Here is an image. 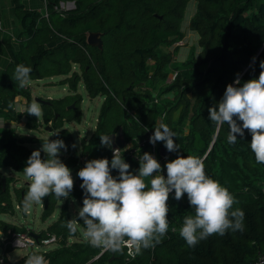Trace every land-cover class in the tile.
<instances>
[{
  "label": "trees",
  "instance_id": "obj_1",
  "mask_svg": "<svg viewBox=\"0 0 264 264\" xmlns=\"http://www.w3.org/2000/svg\"><path fill=\"white\" fill-rule=\"evenodd\" d=\"M21 1L13 0L25 40L17 50L10 40L4 41L11 62L4 73L6 82L0 84V115L18 122L25 117L26 129L40 130L36 117L13 110L12 102L17 96L27 100L26 107L32 102L29 87H19L14 78L17 65L32 69L30 81L66 77L60 83L72 93L81 84L90 100L103 98L95 129L87 142L82 140V154L110 162L112 147L122 148L164 123L175 133L179 149L168 152L163 142H157V151L172 154L174 158L177 155L202 158L206 175L234 196L237 203L233 209L240 208L245 213L243 232L229 230L222 237L213 235L190 249L180 237L179 229L184 216L194 215V210L186 194L176 201L174 193H170L167 234L153 249L143 250L127 263L125 251L113 254L93 248L85 241L69 243L76 233L71 234L66 227L71 216L64 206L47 229L62 241L58 240L57 247L47 253L40 252L44 253L47 264H251L255 261L264 252V164L255 161L247 130L243 137L237 136L235 144H229L227 124L217 129L208 119V109L218 104L226 86L237 78L241 84L258 78L260 63L264 61V0H195L196 12L189 26L199 36L201 52L195 57L192 50L187 61L181 63L186 76L177 68L172 69L178 71V76L171 84H166V79L174 52L168 49L182 39L180 25L191 0H67L74 3V8L60 12L56 8L62 0H45V14L24 11ZM89 33H102V50L86 43ZM170 37L176 38L169 41ZM159 84L164 85L163 90ZM169 93L173 94L172 98L166 97ZM47 102L41 104L42 124L51 122L53 131L58 130L51 140L62 138L68 154L67 158H59L69 169L76 167L79 159L74 141L63 125L81 122L82 97L75 94ZM72 104L74 107L69 108ZM175 113H178L176 120ZM184 129L188 131L186 134ZM100 137L112 138L111 146H102ZM44 142L16 134L14 130L0 129V171L9 168L24 174L28 157L34 150H40L28 145L42 146ZM41 157L46 158L43 152ZM123 159L135 174L139 165ZM111 174L117 177L118 171L112 170ZM2 178L5 177L0 172V215L12 212L9 182L6 178L3 190ZM81 183V180L74 182L69 196L82 207ZM24 195L21 190L16 191L20 209ZM57 202L53 195L43 199L40 216L43 222L52 216ZM80 226L83 227L82 221ZM9 227L11 232L24 230L0 221L3 235L8 236ZM46 233L41 231L38 236L42 238ZM30 254L14 263L2 258L1 264H25ZM110 258L113 259L109 261Z\"/></svg>",
  "mask_w": 264,
  "mask_h": 264
},
{
  "label": "clouds",
  "instance_id": "obj_2",
  "mask_svg": "<svg viewBox=\"0 0 264 264\" xmlns=\"http://www.w3.org/2000/svg\"><path fill=\"white\" fill-rule=\"evenodd\" d=\"M260 68L257 79L241 84L237 78L227 85L218 104L208 109V119L217 129L227 124L229 144H235L237 136L243 137L247 130L255 161L264 164V61ZM31 71L23 64L15 67L14 78L19 87L30 82ZM24 111L36 119L43 115L41 104L35 100ZM100 141L102 146H111L112 138L100 137ZM157 142H163L168 152L179 149L175 133L164 123L149 136L150 144ZM62 149L67 150L63 140L48 138L40 150H34L28 157L23 168L30 182L21 206L24 213H30L34 205H42L43 199L50 195L60 201L69 198L74 180L71 170L59 158ZM41 152L46 158L41 157ZM164 168L166 176L161 174L157 159L145 152L139 156V168L133 174L120 149H113L110 162L106 158L86 161L77 172L84 192L82 207L77 218L66 221L69 232L74 235L82 221L83 238L91 247L113 254H123L127 249V255L135 259L143 250L161 243L167 234L170 193H174L176 201L186 194L194 210V215L184 216L179 229L188 248H195L213 235L222 237L229 230L244 231V211L233 209L237 203L234 196L206 175L202 158L177 155L167 161ZM112 170L118 171L117 177L111 174ZM25 264H47V261L44 255L32 253Z\"/></svg>",
  "mask_w": 264,
  "mask_h": 264
},
{
  "label": "rangeland",
  "instance_id": "obj_3",
  "mask_svg": "<svg viewBox=\"0 0 264 264\" xmlns=\"http://www.w3.org/2000/svg\"><path fill=\"white\" fill-rule=\"evenodd\" d=\"M192 1L195 2V0H191L188 3V5L185 9L186 13L184 12L185 13V15H184L185 20H183V22L180 25V32L183 35L182 39L180 41L176 42L173 46H171L168 49V51L174 52V54H173L174 57H176V55L178 54L179 49H181V51L182 50L183 51L189 50V54L194 51L193 52L194 56L195 57L198 56V52H199L200 48L198 49L199 46L197 45L198 46L197 47L195 45L196 44L195 40H192V38L196 39V36L189 33V29H190L189 25L190 24L187 27L188 20L193 15V13L195 11V4ZM257 1L259 2L262 0H257ZM43 4L45 6L44 2H43ZM61 4H62V7H61ZM73 8H74L73 2H70L67 0H62V2L59 3V8L57 11L60 12V11L70 10ZM190 12L192 14L191 16L189 15ZM181 26H182V28H181ZM184 28H186V29H184ZM187 59H186V61H187ZM174 67L177 68L180 72H182V75H184V76L187 75V73L184 71V67L181 65V63H176V61H173V63L171 64V67L169 70V75L172 72L171 70ZM67 77H70V75H68ZM168 77H167V79H168ZM64 78H66V77H54L51 79H43L40 81H30L27 84L29 86V89H30L28 94L30 95L32 102L34 101V98H40L44 101H48V100L59 99V98L65 97V96L75 95V94H79L82 97V102L80 104L81 122L80 123H70V124L65 123L63 125V129L68 130L69 134L73 138V141H74L73 147L75 148L77 157L79 159L77 166L70 168L73 180H74V182H76V181L80 180V178L77 176V172L82 167L85 166L86 161L93 160L89 157V154H87V153L82 154V151H81L82 150V140L85 139V142H87L89 140V137L93 133V131L95 129L98 113H99V108H100V105L102 103L103 98L98 97V98H95L93 100H90L87 96L85 89L83 88V86L81 84H79L77 87V91H76L77 93L76 92L72 93L69 90L68 86L61 85L60 80H62ZM159 86L161 87V90H163L164 85L159 84ZM189 97H191V96L189 95ZM22 98H24V97H22ZM46 127H48V129H46ZM56 132L58 133V130L53 131L52 123L49 122L47 125L42 124L40 126V130H38V131L28 132V130L19 128L18 133H16V134H25V135H29V136H35L38 138V140L42 139V140L46 141L48 138H49V140H51L52 137L56 136V135H52L53 133H56ZM186 132H187L186 129H184V133H186ZM61 140H63V139L61 138ZM64 143H65V141H64ZM28 147L38 148V149L42 148V146H40V145H33V146L28 145ZM162 155L166 156V160L160 163L161 167H164V165L167 161H171V160L175 159L172 154L168 155L167 153L163 152ZM60 156H62L63 158H67V156H68L67 151L62 149L60 151ZM0 172L5 177V179L7 178L8 182H9L8 185H9L10 200H11V205H12V212L7 213V214H1L0 220L4 221L6 223H9L13 226H18L19 228H23L24 230H29L33 233H39L41 231H47V233H51L47 229L53 222H55L57 220L62 207L65 206L67 211L69 210L71 219L76 218L78 210H79V208H81V205L77 200H72V198L70 196L67 199L61 198L62 202L60 200H58L57 205H56L55 210H54V213L52 214V216L50 218H48L44 222L40 218L41 211H42V205H34L30 213H27V214L24 213L22 211V208L20 209L17 206L18 200L16 197V191L21 190L22 194L24 195V192L25 191L27 192V190H28V186H29L30 182L27 180V178L25 177L24 174L18 173L12 169L6 168V169H2ZM82 230H83V227L79 225L77 232H76V237L69 239L68 242L72 243L75 241H85L83 238V231ZM9 232H11L10 227L8 228L7 233H9ZM57 238L60 242L62 241L61 237L58 236ZM56 247H57L56 244H51L49 246H40L38 248L39 250H36L35 253L42 255L44 253H40V252L47 253L48 251H50ZM26 254H27V251L23 250V249H9L5 253V252H3L2 247L0 245V257L5 258L9 262H15L14 260L20 259V258L26 256Z\"/></svg>",
  "mask_w": 264,
  "mask_h": 264
},
{
  "label": "crops",
  "instance_id": "obj_4",
  "mask_svg": "<svg viewBox=\"0 0 264 264\" xmlns=\"http://www.w3.org/2000/svg\"><path fill=\"white\" fill-rule=\"evenodd\" d=\"M43 2H44L43 0H22L21 5L23 6L24 11L37 12L39 14H45V6H44ZM192 2H194V1H192ZM194 4H195V11H194L193 15L196 12V2H194ZM189 15L190 16L192 15L191 12L189 13ZM193 15L189 18L188 23H187V27H188L190 20L193 17ZM183 20H185V17ZM181 28H182V26H181ZM184 29H186V28H184ZM21 33H22V28L20 26V18L18 16L17 12H15V4H14L13 0H0V84L2 83V81L6 82V80L4 79V73H5L6 69L8 68V66L10 65V62H11L10 55L7 51V48L5 46L4 41L10 40L14 49L17 50L20 42L21 41L24 42V40H25V36L21 35ZM189 33L196 36V39L192 38V40H195V43H196L195 45L197 46L198 45V39H199L197 32H194V31L189 29ZM198 49H199V47H198ZM200 51L201 50L199 49L198 54L200 53ZM188 56H189V50H187V51L182 50L181 51V49H179L178 54L176 55V57H174V61H176V63H183L184 61H186ZM26 87H29V86L26 85ZM28 90H30V89L28 88ZM172 96H173L172 93H169L166 95V97H168V98H172ZM12 103H13V110L15 111V113H24L25 112L24 109L26 108V103H27V100L25 98H22L21 96H17L14 98V101ZM177 117H178V113H175L174 119L176 120ZM38 122L40 123V126H41L42 125L41 118L38 119ZM25 124H26L25 117L21 118L20 121L18 122V121H15V118L11 119V118L4 117L2 114L0 115V129L14 130L16 133H18L19 128L28 130V129H26ZM186 131H187V129H186ZM28 132H31V130H28ZM186 133H184V134H186ZM33 137H35V136H33ZM0 221H2V220H0ZM2 222H4V221H2ZM7 224H9V223H7ZM0 233H2V232L0 231ZM20 259H16L14 261L16 262ZM11 263H14V262H11Z\"/></svg>",
  "mask_w": 264,
  "mask_h": 264
},
{
  "label": "built area",
  "instance_id": "obj_5",
  "mask_svg": "<svg viewBox=\"0 0 264 264\" xmlns=\"http://www.w3.org/2000/svg\"><path fill=\"white\" fill-rule=\"evenodd\" d=\"M45 3V0H43ZM62 7V4H61ZM58 10V7L56 8ZM63 10V9H62ZM178 76L177 70H172L168 79L166 80V84L173 83ZM156 99V97L154 96ZM153 134V131H147L146 135L140 139H136L134 141L128 142L124 147H112L111 155L113 156V149H120L122 157L128 158L133 161V163L139 165V156L143 155V153L147 152L154 156L159 163L166 160V157L157 151V143L152 145L149 143V136ZM161 174L166 176V169L161 167ZM29 230H23L18 232H9L8 236L3 235L0 237V245L2 250L6 248L11 249H23L27 251V254L35 252L39 250L40 246H49L51 244H57L58 238L54 234L46 233L44 237L40 238L38 236V240H35L30 236ZM39 235V233H35ZM26 254V255H27ZM125 260L127 263L135 260L130 258L127 255V249H125ZM3 263L2 258L0 257V264ZM251 264H264V252L259 253L255 261Z\"/></svg>",
  "mask_w": 264,
  "mask_h": 264
},
{
  "label": "water",
  "instance_id": "obj_6",
  "mask_svg": "<svg viewBox=\"0 0 264 264\" xmlns=\"http://www.w3.org/2000/svg\"><path fill=\"white\" fill-rule=\"evenodd\" d=\"M101 36H102V33H89L88 36H87V39H86V43L91 46V47H94V48H97L99 50H102V41H101ZM176 37H170L169 38V41H173ZM35 101L39 102L40 104H45V103H48L47 101H44L40 98H35L34 99ZM74 105L72 104L69 108H73ZM46 129H48V127H46ZM179 131V129L177 130V132ZM162 154V153H161ZM2 189L4 190L5 189V178H2ZM30 236L32 238H34L35 240H38V235H36L35 233L33 232H30ZM113 258H110L109 261H111Z\"/></svg>",
  "mask_w": 264,
  "mask_h": 264
}]
</instances>
